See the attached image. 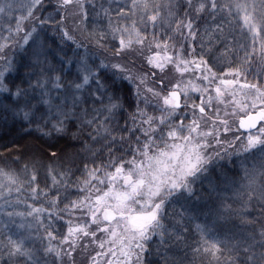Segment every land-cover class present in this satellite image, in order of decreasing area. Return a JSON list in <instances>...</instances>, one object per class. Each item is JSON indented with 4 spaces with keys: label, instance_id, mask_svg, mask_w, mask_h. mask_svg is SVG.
<instances>
[{
    "label": "snow or ice",
    "instance_id": "obj_1",
    "mask_svg": "<svg viewBox=\"0 0 264 264\" xmlns=\"http://www.w3.org/2000/svg\"><path fill=\"white\" fill-rule=\"evenodd\" d=\"M0 95V264H264V0H0Z\"/></svg>",
    "mask_w": 264,
    "mask_h": 264
},
{
    "label": "trees",
    "instance_id": "obj_2",
    "mask_svg": "<svg viewBox=\"0 0 264 264\" xmlns=\"http://www.w3.org/2000/svg\"><path fill=\"white\" fill-rule=\"evenodd\" d=\"M97 2H99V0H97ZM16 15H20V13L17 12ZM49 36L53 37V33L49 32ZM74 47L75 46L72 45L71 42H68L69 55L71 54V49ZM0 100H3L2 95H0ZM3 116L4 114L0 113V154L5 156L8 154L4 148L5 145H7L8 150L19 149L22 146L36 148L43 145L44 147H47L42 140L38 139V133L33 132L31 135H28L27 128L22 127L21 122L18 119L14 121L9 114L5 121ZM13 141H16V143H12ZM50 143H53L55 146L52 150H72L71 145L66 139L53 140L50 141ZM75 146L79 147L78 143H76ZM192 238H194V231L190 234V239ZM77 260L80 262L81 258L77 257Z\"/></svg>",
    "mask_w": 264,
    "mask_h": 264
}]
</instances>
